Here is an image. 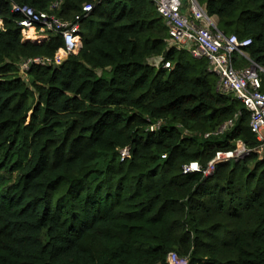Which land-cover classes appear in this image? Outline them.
<instances>
[{
	"label": "trees",
	"instance_id": "1",
	"mask_svg": "<svg viewBox=\"0 0 264 264\" xmlns=\"http://www.w3.org/2000/svg\"><path fill=\"white\" fill-rule=\"evenodd\" d=\"M55 1L0 0V264H169L170 252L264 264V152L244 103L219 89L208 59L171 43L153 0H61L66 20L95 3L81 49L21 74V60L64 43L24 40L12 5ZM198 2L223 33L252 39L235 66L264 68V0ZM238 140L254 151L183 174Z\"/></svg>",
	"mask_w": 264,
	"mask_h": 264
},
{
	"label": "built area",
	"instance_id": "2",
	"mask_svg": "<svg viewBox=\"0 0 264 264\" xmlns=\"http://www.w3.org/2000/svg\"><path fill=\"white\" fill-rule=\"evenodd\" d=\"M153 2L169 27L171 43L188 49L197 59H208L210 70L219 77V89L234 93L249 110L250 129L259 141L255 150L261 155L264 152V92L261 91V73H264V68L253 61L248 66L236 67L234 64V57L237 54L250 60L247 50L252 44V39H240L236 34L223 33L218 27L217 16L210 15L198 0H153ZM60 6L61 0H56L49 10L44 11L29 5H12L13 11L21 15L18 24L22 27L23 35L30 29L36 34L55 32L62 36L64 43L52 57L34 56L21 60L19 65L21 74L34 65H59L81 49V24L94 10L95 3L83 4V12L76 15L74 20L61 18L57 14ZM1 21L3 20L0 17ZM165 67L170 68V62H166ZM162 123V121L156 122L150 130H158ZM233 123L234 118L226 121L215 134L224 133ZM253 151L243 141L238 140L234 149L217 151L205 166L199 161H192L183 166L182 172L183 174L200 172L207 177L215 172L218 164L238 160ZM121 154L123 158L129 156L128 148L123 149ZM188 262L187 257L180 256L176 252H170L168 255L169 264H188Z\"/></svg>",
	"mask_w": 264,
	"mask_h": 264
},
{
	"label": "crops",
	"instance_id": "3",
	"mask_svg": "<svg viewBox=\"0 0 264 264\" xmlns=\"http://www.w3.org/2000/svg\"><path fill=\"white\" fill-rule=\"evenodd\" d=\"M86 20H87V19H85L84 21H86ZM84 21H83V22H84ZM2 22H3V21L0 22V25H2ZM83 22H82V23H83ZM81 25H82V24H81ZM30 30H33V29H30ZM30 30H27V31L24 33V35H23V39H24V40H30V41H33L34 39L38 38L37 36H39V37H40V36H45V37H46L42 42L47 41V40L49 39V35H48L49 33H45V34H36L34 30H33V31H34L35 34H32V36H28V37H31V38H26V35H27L26 33H27V32H30ZM36 35H37V36H36ZM32 37H33V38L35 37V38H34L33 40H31ZM159 58L162 59L161 57H159Z\"/></svg>",
	"mask_w": 264,
	"mask_h": 264
},
{
	"label": "rangeland",
	"instance_id": "4",
	"mask_svg": "<svg viewBox=\"0 0 264 264\" xmlns=\"http://www.w3.org/2000/svg\"><path fill=\"white\" fill-rule=\"evenodd\" d=\"M32 34H35L34 33V31L33 30H30V32H27V35H26V38H31V37H28V36H32ZM35 38V37H34ZM33 37H32V39H34ZM151 62L153 63V64H158L159 62H160V58H154V59H151Z\"/></svg>",
	"mask_w": 264,
	"mask_h": 264
},
{
	"label": "bare ground",
	"instance_id": "5",
	"mask_svg": "<svg viewBox=\"0 0 264 264\" xmlns=\"http://www.w3.org/2000/svg\"><path fill=\"white\" fill-rule=\"evenodd\" d=\"M37 36V35H36Z\"/></svg>",
	"mask_w": 264,
	"mask_h": 264
}]
</instances>
